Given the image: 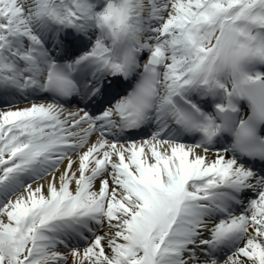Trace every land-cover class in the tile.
Here are the masks:
<instances>
[{
  "label": "snow or ice",
  "instance_id": "1",
  "mask_svg": "<svg viewBox=\"0 0 264 264\" xmlns=\"http://www.w3.org/2000/svg\"><path fill=\"white\" fill-rule=\"evenodd\" d=\"M0 264H264V0H0Z\"/></svg>",
  "mask_w": 264,
  "mask_h": 264
}]
</instances>
